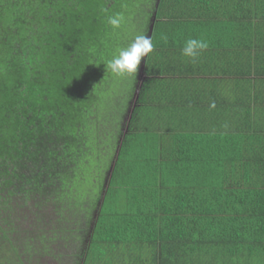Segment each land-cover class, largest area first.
<instances>
[{"label":"trees","instance_id":"obj_1","mask_svg":"<svg viewBox=\"0 0 264 264\" xmlns=\"http://www.w3.org/2000/svg\"><path fill=\"white\" fill-rule=\"evenodd\" d=\"M132 5L0 0V196L16 185L25 197H47L59 183L57 199L72 204L89 193L83 183L96 165L90 174L98 186L91 180L89 190L97 191L90 196L97 215L87 254L137 244L148 264H264V128L250 121V106L222 119L172 96L177 90H148L151 75L189 64L175 57L186 39H206L217 25L220 35L228 33L235 18L247 35L224 70L264 74V0H157L149 31L155 48L144 58L147 82L101 197L97 173L109 149L97 143L104 138L101 115L90 118L107 72L103 62L127 38L107 17L126 15ZM159 113L171 118L159 122L165 128L154 125ZM107 133L113 148L117 140ZM95 150L101 151L96 161Z\"/></svg>","mask_w":264,"mask_h":264},{"label":"rangeland","instance_id":"obj_2","mask_svg":"<svg viewBox=\"0 0 264 264\" xmlns=\"http://www.w3.org/2000/svg\"><path fill=\"white\" fill-rule=\"evenodd\" d=\"M129 2L133 4L131 6L133 8L129 7V10H133L125 15L126 26L122 27L120 31L122 34L125 32L127 38L120 42V47H126L137 35H148L150 37L149 31L152 26L154 6L157 0H129ZM103 75V77L100 76L102 78H99L97 90L100 91L97 93L96 107L93 108L97 113L93 112L92 118H90V122L93 123L94 116L101 115V122L103 121L104 124L101 123L103 128L100 136L104 135V138L97 139V143L102 144L103 141H106L103 148L109 149L107 152H102V156H107H105V161L102 162V166L100 165L101 168L97 173L100 176L101 186H103L100 190L101 197L105 193L104 187L107 186L114 158L117 155L118 142L128 130L133 108L136 105L138 79L142 74L138 68L135 77H114L110 71H103ZM106 133L113 139L115 136L117 140L116 146L114 144L113 148L107 142L109 139ZM169 137L171 138L172 135H169ZM93 152V154L91 152V156L94 155L93 160L96 161V158L99 157L96 154H100L101 151L99 153H96L97 150ZM92 166L93 168L89 169ZM94 167L96 165L88 167L89 177L83 183L87 184L85 189L89 193L82 198L73 197L70 199L72 204L57 199L59 192L56 191L58 185H60L59 183L52 186L54 189L51 195L49 194L47 197H41L38 193L25 197L23 193L20 194L15 190L16 185L11 187L10 193L1 192L0 237L3 233L7 240L4 243V239H0V248L5 249L9 246L16 248L15 246H17V252L28 246L31 255L39 259L40 262L59 264L61 261L63 264H74L70 260L74 257L77 258L85 251L97 215V207H92L90 200V196H96L97 192L90 191L92 190V187H90L91 180L93 186H98V183L91 179L90 172L95 169ZM40 249L45 252L44 260H42ZM90 253L91 255L96 254L94 247ZM38 255H40L39 258ZM58 255H60V260L59 258L58 260L55 259ZM10 258H14V254Z\"/></svg>","mask_w":264,"mask_h":264},{"label":"crops","instance_id":"obj_3","mask_svg":"<svg viewBox=\"0 0 264 264\" xmlns=\"http://www.w3.org/2000/svg\"><path fill=\"white\" fill-rule=\"evenodd\" d=\"M235 12V15L238 17L237 19L242 20V14L237 10ZM154 19L155 15L153 20ZM235 21L233 24L234 28H227L228 33H224L223 35L219 34L220 28H218V25L207 29L206 40L209 41L210 46L201 55L199 59L201 61L198 60L199 62L197 61V63L193 64L186 58L185 62L189 61V64L185 63V66H183L184 69L178 67L175 72H171L169 74L160 75L156 73L151 75L153 81L149 82L150 86L148 87V90H177L172 92V96L185 101L189 99L191 106L194 102H199L200 106L204 105L207 111H214V116L222 119L223 117L225 119H230L235 114L237 107L241 108L242 106H250L249 108L252 110V114H250V121H259V124L264 128V74L255 75L256 73H253L243 75L240 72H237L236 69H234L236 67L233 66L232 71L230 69L224 70L225 64L227 62L229 63L231 59L229 57L231 55L233 58L236 57L235 49L238 47V49L241 50L243 39H245L243 36L246 33H243V31L235 28ZM253 21L258 27L259 19L255 17ZM199 26L203 29L205 25L201 23ZM225 26L222 28H225ZM152 27L153 24L151 28ZM257 27H253V29ZM249 32L250 31H248V33ZM181 44L182 43L179 45ZM175 57L177 59H181L183 56L181 53L175 52ZM145 63L146 61L143 59L139 65V70L142 76L138 79L136 105L137 103L139 104V95L140 90H142V85L145 84V81L148 78L145 73ZM180 69L182 73H180ZM168 96H170V94H168ZM147 103L148 101L145 100L144 105ZM166 104H169L172 107V104L169 102ZM168 119L171 120L170 117L164 114L160 115L159 113V115L157 114L154 117V125L156 127L165 128V124L159 122H161V120L166 121ZM1 238L4 239L5 243L7 237L3 233L1 234L0 239ZM90 239L91 237L89 235V241ZM8 241L11 242L9 239ZM132 246L136 247L131 249ZM141 246L142 247L140 249L137 244H121L117 247L109 246V249L105 253L102 252V254L96 250V254L94 255H91V253L87 254L85 248V251L81 253V255L77 256V258L74 257V259H71L70 261H73L74 264H85V262L88 264H148L144 261V257H142L144 258L143 260L140 258L141 255L144 256L145 252V247L143 245ZM15 247L16 248L10 246L5 247V249L0 248V264H47L44 261L40 262L39 259H36L33 255H31L29 249L30 247L28 248L27 246L17 252V246ZM135 249L140 251L137 252ZM131 250H133V253L130 255ZM40 252L42 260H44L45 252L41 249ZM12 254H14V258H10ZM59 256L60 255H58L55 259L58 260ZM130 256H132V258ZM39 257L40 255H38V258ZM12 259H14V261H12ZM59 264H63V262L60 261Z\"/></svg>","mask_w":264,"mask_h":264},{"label":"clouds","instance_id":"obj_4","mask_svg":"<svg viewBox=\"0 0 264 264\" xmlns=\"http://www.w3.org/2000/svg\"><path fill=\"white\" fill-rule=\"evenodd\" d=\"M126 22V17L123 13H116L107 17V23L113 30L122 29ZM161 39L167 43L168 36L162 34ZM209 46V41L204 38L190 37L184 41L181 54L195 64ZM154 48L151 37L148 35H137L126 47H120L117 50V54H114L111 59L104 61L103 64L106 71H110L114 77H135L142 58L146 57L148 60L149 54L154 52Z\"/></svg>","mask_w":264,"mask_h":264}]
</instances>
